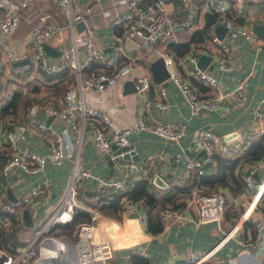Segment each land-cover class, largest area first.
I'll list each match as a JSON object with an SVG mask.
<instances>
[{"label":"built area","instance_id":"1","mask_svg":"<svg viewBox=\"0 0 264 264\" xmlns=\"http://www.w3.org/2000/svg\"><path fill=\"white\" fill-rule=\"evenodd\" d=\"M104 0H55L63 15L67 18L64 24L49 18L50 13L40 10L32 18L30 38L32 54L19 64L11 65L6 59L8 50L4 47L7 37L15 32L22 21V9L32 7L35 0L8 1L0 4V93L6 81L15 75L31 73V75H51L52 88L55 87L56 75L69 70L75 74V79L69 82L63 96L58 98L53 91L42 90L32 94L25 85L27 97H34L37 112L46 115L53 114L66 123V129L47 124L45 119L28 117L26 127L32 132L46 131L50 139V147L45 151L33 149L29 145H21L15 139V131L9 128V120L0 124V173L7 177L17 169L26 172H44L47 163L60 165L68 157L71 160L70 172L61 196L53 209L40 223L34 238L19 247L17 252L0 248L4 255L2 264H71L73 247L65 244L61 251L56 247L43 243L46 237H58L49 233L51 227L70 221L78 208L87 209L92 213L93 222L83 221L79 226V237L76 243L77 264H108V259L115 256L116 242L105 236L104 231L97 230V222L105 215L98 206L89 205L81 195L83 184L95 180L93 189L99 196L109 195L116 190L122 193V212L138 211L136 216L145 222L147 210H142L143 204L138 199L128 198L126 192L133 185V169L145 172L152 153H148L143 163L132 159L117 160L119 177L112 178L96 174L82 157V149L89 129L93 143L99 152L112 150V144H130L131 135L135 129H144L156 133L168 141L180 142L187 134L188 123L185 120H157L141 116L134 125L121 126L106 110L90 105L85 100L86 91H102L110 84H123L129 77L134 80L136 92L143 95L155 80L150 69L134 76L133 69L138 60L150 63L155 57L162 56L169 71L171 80L186 98L192 115L207 109H218L227 100L243 104L248 99L249 75L246 73L236 77L235 83L225 85L221 76L214 70L202 68L198 64L199 56L205 52L216 59V68L220 71L232 70L234 61L230 43L215 34L212 41L218 46V51L207 44L194 46L183 55H175L167 48V40L178 41L177 31L185 29L192 32L200 26V12H216L218 21L228 26L231 35H241L251 41L257 49L264 47V36L260 37L245 23L249 10L247 0H182L172 9L167 4L169 0H111L112 5L106 7ZM186 8L184 17L175 14ZM97 12L104 17V23L94 19ZM264 16V15H263ZM84 20L85 26L78 31L77 23ZM70 27L71 38L60 49L57 56H50L46 51V43L55 32H62ZM131 37L139 43V48H129L125 41ZM111 46L110 50L105 49ZM186 70V75L181 72ZM188 75L194 76L210 89L212 94L203 95ZM30 76V75H29ZM27 77V76H26ZM26 79V78H25ZM163 83V82H159ZM159 96L155 102L159 107H167V89L164 83L158 88ZM264 98L252 104L250 108L251 124L231 140L225 139L219 132L209 126L196 130L201 147L208 158L214 162L217 153L239 155L250 146L252 139L264 133ZM33 107V106H32ZM71 133V139L68 132ZM130 148L128 151H131ZM123 153V152H121ZM132 155V153H131ZM184 169L179 174L177 183L188 188V200L184 205L167 207L160 213L162 229L165 232L176 220L190 222L195 226L204 223H215L223 237L211 247H193L184 256L183 264H216L213 260L218 246L234 236L248 221L254 229L252 243L257 247L264 244V171L257 181L254 171L264 170V155L251 164H243L242 177L244 188L234 204L239 209L238 216L228 217L227 202L230 195L224 189L210 192L201 191L198 183L200 176L207 172L198 158L186 155ZM136 166V168H133ZM251 166L249 173L246 169ZM241 167V166H239ZM238 167V171H241ZM260 174V173H259ZM50 177L44 174L38 178L16 200L0 201L5 212L20 217L25 206L31 207L35 198L41 193H47L51 187ZM260 211L256 217L255 211ZM82 248V249H80ZM129 264H134L133 256L141 255L151 259L152 253L147 243H135L129 251Z\"/></svg>","mask_w":264,"mask_h":264},{"label":"crops","instance_id":"2","mask_svg":"<svg viewBox=\"0 0 264 264\" xmlns=\"http://www.w3.org/2000/svg\"><path fill=\"white\" fill-rule=\"evenodd\" d=\"M179 2H182V0H177L176 2L169 0L167 6L169 9H172ZM1 3L5 4L7 3V0H0V4ZM247 3L249 5V10L244 19L245 23L250 28H252L255 23H264V0H247ZM103 5L110 7L112 2L111 0H104ZM40 10L49 12V18L55 20L57 23H65L66 17L57 6L55 0H35L32 7L22 9L21 24L11 36L7 37L4 45L9 51L8 55H6V59L11 61V65L25 61V59H28L32 54L33 47L30 38L32 18L34 19L35 15ZM200 14V26H202L205 22L206 13L202 14V12H200ZM178 16L183 18L184 13ZM94 19L99 23H104V17L100 12L96 13ZM219 23L225 25L220 21L217 22L213 27L214 34H217L216 26ZM180 30L183 31H180L178 38H181L182 40L188 39V34L190 33L185 29ZM66 34L67 32L64 33V30L62 32H55L54 35L48 39L46 43V51L48 55H58L60 49L69 42V37H67ZM257 35L260 37L264 36V34L259 33H257ZM221 38L228 41L232 47L234 68L230 71L218 70L216 68V59L215 57L213 58L211 54H208L211 56V60L207 67H209V64L213 63L212 70L221 76L225 85H232L235 83L237 76L244 75L248 72L250 73L249 84L247 87L248 99L243 104H237L233 100H227L223 102L218 109H207L199 114L192 115L186 98L181 93L180 89L168 79V82L164 84L167 89V98L169 101L167 107H159L155 102L156 98L159 96L158 88L163 84L156 81V83L153 84V86L143 95L138 94L135 89H132V84L129 85L131 89L129 87L126 88L125 83L110 84L102 91H86V102L90 105L106 110L112 119L121 126L134 125L136 120L141 116L157 120L181 119L187 121V134L180 142L168 141L162 136L144 129H135L132 132L131 143H133V147L138 151L141 157L145 158L148 153H152V157L148 162V168L145 172H139L138 170L133 169V182L138 177L144 175L149 179L151 189L160 194L162 188L177 184L178 176L184 169L183 157L189 155V152L186 153V150L193 151L192 147H195L193 144L195 142L194 137L196 136V130L198 128L202 126L212 127L223 137L228 135L230 139L227 140H231L236 137L239 132L246 130L250 126V108L252 104L264 98V47L257 49L253 46L251 41L244 39L241 35H231L228 26L224 36ZM205 44L209 45L211 49L216 52L218 51V46L212 41V39L206 41ZM148 69H150L149 64L143 60H138L133 69L134 76ZM181 72L185 75L187 74L186 70L182 67ZM188 77L192 83L199 88L203 95L212 94V89L203 82L192 75H188ZM51 83L52 78L49 79L46 75L35 76L31 75V73L25 74V72L20 75H15L14 78L5 82L3 91L0 93V104L7 103L13 91L16 89H21L26 96L25 85L28 86V92L30 91L32 94L38 93L42 90L48 92L54 91L56 86L52 88ZM61 96H63V94ZM28 105L21 103L17 111L8 116V118L11 117L12 119L10 128L14 129L16 135V129L20 126L22 127L19 135L15 137L21 145H29L33 149L45 151L50 147L48 134L46 131L31 132L30 129L26 127L25 119L28 117H34L45 119L46 121L49 115L37 112V109L34 108L33 95L31 97V105ZM50 123L57 128L66 129L65 121H62L57 117L53 116ZM90 130L91 129L88 128L86 132L87 134L82 149L84 162L90 166L96 174L112 178L119 177L120 173L116 166L117 162H115L113 166L110 165L106 158L108 152L102 153L96 149L90 138L92 137ZM66 132H68L69 138L71 139L70 131L66 130ZM179 154H181V157H179ZM240 166L239 169L242 172V168L244 169L245 167L243 165ZM70 167L71 160L68 157L60 165L51 162L47 163L44 172L32 173L17 169L7 177L6 184L3 183L4 191L1 195L2 198L0 197V201L13 200L9 197L7 186L11 187V194L18 197L33 185L38 178L46 174L50 177L52 182L49 192L39 194L34 200L35 203L30 204L35 225L36 223H41L51 212L54 204L61 196L68 179ZM212 171H214V162L207 167V173ZM263 171L264 170L261 169L259 170L260 175ZM2 174L3 173H1L0 177L3 182ZM156 174L167 182L166 187H160L154 183L153 180ZM94 184L95 180H88L84 182L83 186L85 189H93ZM220 189L226 190L230 197H233V200L239 198L241 193L240 192L238 195L234 196L229 192L227 187H221ZM88 195L89 196L87 197L83 196V198L90 203L89 205L95 203L96 199L99 197L96 193ZM188 196L189 193L186 201L188 200ZM130 213L131 212H122V218H116L104 214L105 216L97 222V230L100 232L104 231L107 238H111L116 242L115 256L113 259H110V264H129L128 253L133 244L147 242L152 253V264H183L184 256L191 248L211 247L223 237L215 223L208 222L195 226L190 222L182 220H176L173 222L170 228L165 232L153 233L147 229V224L145 222L141 221L136 216H131ZM21 216L22 213L20 214V217ZM9 224L10 219L7 215L3 212L0 213V225ZM26 233L27 236L25 235ZM253 233V227L251 225H245L234 236L225 239L218 246L214 254L213 260L215 263L264 264V244L260 247L254 245L252 243ZM18 235L20 236L19 238L25 240L30 237V232H27L24 227L19 229ZM23 246L19 247L21 248ZM135 256L136 255L133 256L134 264Z\"/></svg>","mask_w":264,"mask_h":264},{"label":"trees","instance_id":"3","mask_svg":"<svg viewBox=\"0 0 264 264\" xmlns=\"http://www.w3.org/2000/svg\"><path fill=\"white\" fill-rule=\"evenodd\" d=\"M217 16L218 14L216 12L207 11L204 24L197 27L192 32L188 31L190 33H187L189 36L188 39L182 40L180 38L178 41L167 40V48L175 55H183L189 52L193 45L204 46L206 41L212 39L215 35L213 27L219 22ZM180 31L182 32L183 30H178L177 33L179 34ZM46 76L49 79L54 78L51 75ZM73 78L74 73L69 70L57 74L56 80L54 81L56 87L53 94L60 98L68 87L69 80H72ZM21 103L29 104L28 106H30L31 98L26 97L21 89H16L13 91L7 103L0 104V124L7 119L11 113L16 112ZM11 124L12 119L9 120V128L11 127ZM263 155L264 133L255 136L252 139L249 148L242 154L226 155L223 153H217L214 157V171L206 172L200 176L198 185L201 191L210 192L220 189L221 187H227L232 195H238L243 190L245 184L241 171H238V167L246 163L251 164L256 160L261 159ZM3 158L4 155H1V160ZM3 188L4 184L0 177V197L4 191ZM160 192L161 193L159 194L151 189L149 179L144 175L138 177L134 181L132 187L126 192L128 198L138 199L145 205L148 212V218L146 221L147 229L153 233L159 232L162 229L160 211L167 207L184 205L188 195V188L177 183L170 187L162 188ZM81 195L86 197L89 196L84 192H82ZM121 196L122 193H110L109 195L99 196L98 199H96V202L91 204L93 206H98L106 215L122 218ZM2 212L10 219V224L0 225V248L10 252H17L19 246L26 245L29 241V238L24 240L19 238L20 236L18 235L19 229L27 226L22 223L21 217L19 218L13 213L3 211L0 204V213ZM226 213L228 217L239 215L232 196L228 198ZM83 221L93 222L94 219L92 218V213L87 209L78 208L75 211L74 217L70 221L59 223L51 227L48 232L55 235L67 234L73 240H77L79 237V226ZM246 225L252 226V222L248 221ZM3 258L4 255H1L0 264H2ZM134 260L135 264H152V260L144 256L136 255Z\"/></svg>","mask_w":264,"mask_h":264},{"label":"water","instance_id":"4","mask_svg":"<svg viewBox=\"0 0 264 264\" xmlns=\"http://www.w3.org/2000/svg\"><path fill=\"white\" fill-rule=\"evenodd\" d=\"M185 11H186V8L182 9L181 11H176L175 14L181 15ZM84 26H85L84 20L79 21L77 23V30L80 31ZM252 28L255 32H257L259 34H264V23H255L252 26ZM226 30H227L226 25H223L221 23L217 24L216 31H217V35L220 38L224 36ZM125 43L131 49L139 48V43L136 42L131 37H127ZM105 49L110 50L111 46H106ZM210 60H211V56L208 55L207 53L203 52L199 56L198 64L202 68H206L208 66V63L210 62ZM208 68L212 69L213 63L209 64ZM150 70H151L153 78L156 82H163L164 84H166L168 82L167 78L169 76V71L165 65V61H164L162 56L156 57L151 61ZM130 84H132V89H135L134 88V80L131 78L126 80L125 87L126 88L129 87L131 89V87L129 86ZM34 108H35V106H34ZM53 116H54L53 114L48 116V118L46 120L47 124H50V121L53 118ZM21 129H22L21 126L16 129L15 137H17L19 135ZM224 137H225V139H230L228 137V135H226ZM90 138L93 141V139H92L93 137H90ZM194 139H195V142L193 144L195 145V147H192L193 151L186 150V153L189 152V154L196 156L198 158L199 162H202V160L205 159V161L202 163V166L207 168L213 163V160L208 158V155L206 154L205 150L201 147V144H200V141H199L197 134L194 137ZM133 146H134L133 143L123 144V145H118L117 143H113L112 144V150L106 154V158H107L109 164L113 166L117 160H123V159H132L137 163H143L145 158L141 157V155L138 153V151ZM130 148H132L131 151H128ZM121 152H123V153H121ZM131 153H132V155H131ZM179 157H181V154H179ZM133 168H136V166H134ZM251 168L252 167L249 166L246 169L245 173H249ZM253 175L255 176L257 181H260V174L258 171H254ZM2 178H3V183L6 184L7 176L5 174H2ZM153 181L156 185H158L160 187H166L167 186V182L163 178H161L158 174L155 175ZM7 190L9 192V197L13 200H16L17 197L15 195L11 194V187L10 186H7ZM83 191L88 193V194H95L96 193L95 189H89V188L83 189ZM111 193L116 194L117 191L113 190V191H111ZM141 209L146 210V207L144 204L141 205ZM130 214H131V216H138V211H132ZM259 214H260V211L257 210L253 213V216L256 217ZM21 220H22V223L25 224L26 226H29V227L35 226V220H34V217H33V214L31 212L30 207L25 206L22 209ZM62 242H63V244H61ZM43 243L47 246L56 247L59 251H61L63 245H65V244L72 246L73 247V253H74L72 261H73V264H77L78 256H77V252L75 250L76 249V243L68 235H59L56 238L55 237H46L43 240ZM80 249H82V248H80Z\"/></svg>","mask_w":264,"mask_h":264},{"label":"rangeland","instance_id":"5","mask_svg":"<svg viewBox=\"0 0 264 264\" xmlns=\"http://www.w3.org/2000/svg\"><path fill=\"white\" fill-rule=\"evenodd\" d=\"M172 1H177V0H172ZM67 21V18H65V22ZM65 32H67V34H66V36L67 37H69V39L71 38V29H70V27H67V28H65L64 29V33ZM68 33H69V35H68ZM12 34V33H11ZM11 34L9 35V36H11ZM8 36V37H9ZM156 58V57H155ZM144 62H146L147 64H149L150 65V63H148V61H145L144 60ZM152 167V166H151ZM238 210V209H237ZM238 213H239V211H238ZM108 216H110V215H108ZM37 222V221H36ZM39 226H40V223H36V225L34 226V227H25V230L27 231V232H30V237H29V239L31 238H34L35 236H36V234H37V232H38V228H39ZM134 231V230H133ZM26 236H27V233L25 234ZM60 235H67V234H60ZM57 236H59V235H57ZM70 237V236H69ZM71 238V237H70ZM110 259H108V264H110Z\"/></svg>","mask_w":264,"mask_h":264},{"label":"bare ground","instance_id":"6","mask_svg":"<svg viewBox=\"0 0 264 264\" xmlns=\"http://www.w3.org/2000/svg\"><path fill=\"white\" fill-rule=\"evenodd\" d=\"M61 244H63V242ZM71 264H73V261H71Z\"/></svg>","mask_w":264,"mask_h":264}]
</instances>
